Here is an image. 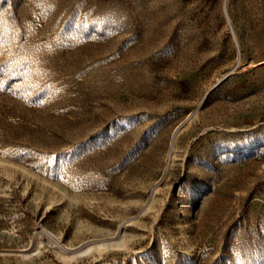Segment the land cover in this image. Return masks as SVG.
<instances>
[{"label":"rangeland","instance_id":"obj_1","mask_svg":"<svg viewBox=\"0 0 264 264\" xmlns=\"http://www.w3.org/2000/svg\"><path fill=\"white\" fill-rule=\"evenodd\" d=\"M263 58L264 0H0V264H264Z\"/></svg>","mask_w":264,"mask_h":264},{"label":"bare ground","instance_id":"obj_2","mask_svg":"<svg viewBox=\"0 0 264 264\" xmlns=\"http://www.w3.org/2000/svg\"><path fill=\"white\" fill-rule=\"evenodd\" d=\"M153 201V200H152ZM152 205V202L150 204H148V207L146 210H149ZM145 210V209H144ZM145 210V211H146ZM161 214V210L160 212H158L157 214V218L160 216ZM123 225L121 224L120 225V229L118 232H116L114 235H112L111 237L109 238H103V239H100V240H87V241H84L82 244H80L79 246H76V247H66L64 245H59L60 247H63L64 248H70V250L68 251L67 249L63 251V254L66 258H68L69 260H73V259H77L79 256H82V255H86V254H94L93 252H104V251H108L110 249H113V248H121L123 249L124 247L126 248L127 247V241H126V238H125V235L121 232V229H123ZM49 242H54V239L52 237L49 236ZM41 242H42V239H40L38 237V240H37V244L36 246H34V248L29 251V252H25L23 253V256L25 258H31V255L32 254H37V253H40L41 252ZM35 243V241H34ZM33 243V245H34ZM32 245V247H33ZM72 262V261H71ZM73 264V263H72Z\"/></svg>","mask_w":264,"mask_h":264},{"label":"water","instance_id":"obj_3","mask_svg":"<svg viewBox=\"0 0 264 264\" xmlns=\"http://www.w3.org/2000/svg\"><path fill=\"white\" fill-rule=\"evenodd\" d=\"M237 41V40H236ZM238 43V42H237Z\"/></svg>","mask_w":264,"mask_h":264},{"label":"crops","instance_id":"obj_4","mask_svg":"<svg viewBox=\"0 0 264 264\" xmlns=\"http://www.w3.org/2000/svg\"><path fill=\"white\" fill-rule=\"evenodd\" d=\"M264 59V58H263Z\"/></svg>","mask_w":264,"mask_h":264}]
</instances>
